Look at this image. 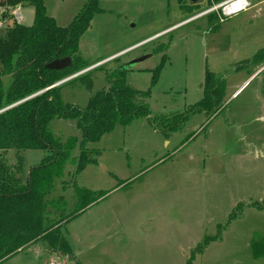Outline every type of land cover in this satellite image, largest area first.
Segmentation results:
<instances>
[{
	"label": "rangeland",
	"instance_id": "obj_1",
	"mask_svg": "<svg viewBox=\"0 0 264 264\" xmlns=\"http://www.w3.org/2000/svg\"><path fill=\"white\" fill-rule=\"evenodd\" d=\"M222 1L191 7L188 0H98L101 12L78 41L85 68L67 78L86 71L60 85L61 100L83 108L93 93L110 86L114 70L149 56L124 77L127 86L150 91L134 100L147 105L149 116L117 126L86 150L74 147V164L65 166L46 197L65 200L63 206L56 202L57 210L48 206L45 220L46 226L61 225L71 251V260L55 251L59 264H264V210H258L264 209V0H247L248 8L233 15L218 9L195 18ZM85 2L45 0L44 7L64 27ZM16 7L23 21L6 20L0 36L14 23H31L27 5L0 9L10 16ZM160 64L151 86V71ZM206 72L219 83L213 87L220 105L213 112L196 106L210 89ZM83 76L91 79L90 90L80 86ZM10 80L3 78L4 88ZM176 114H188V120L165 138L163 121ZM51 133L65 142L76 130L71 120H53ZM82 153L95 164L74 175ZM44 154L20 152L24 177ZM5 159L13 165L15 150ZM72 182L97 199V191L108 193L65 222L75 202ZM24 256L19 252L5 264H21ZM48 261L41 251L32 264Z\"/></svg>",
	"mask_w": 264,
	"mask_h": 264
},
{
	"label": "trees",
	"instance_id": "obj_2",
	"mask_svg": "<svg viewBox=\"0 0 264 264\" xmlns=\"http://www.w3.org/2000/svg\"><path fill=\"white\" fill-rule=\"evenodd\" d=\"M44 1H0L2 7L20 4L33 9L30 25L14 23L0 36V110L18 103L0 113V264L34 242H44L51 251H60L68 256L71 251L59 234L61 225L56 228L52 224L45 225L48 206L57 210L56 202L64 205L62 196L56 202L46 201L53 190L54 180L62 177L67 164H74L75 159L71 155L76 144L82 151L86 150V144L98 142L117 126H126L136 117L149 116L147 105L135 103L134 100L138 96L148 97L150 91L141 92L127 86L124 83L127 71L114 70L109 77L112 81L110 86L93 93L83 108L61 100L62 83L53 85L78 69L85 68L78 54V41L88 29L92 17L100 13L101 9L98 0H86L72 21L60 27L47 15ZM2 16L10 20V16L5 13ZM64 57L71 61L68 68L61 71L44 68L52 60ZM161 65L151 71V86L157 81ZM211 75L205 73V82L210 84V89L198 101V110L200 106L211 112L219 108V99L215 98L219 83L213 81ZM4 77L11 78L7 88L3 86ZM77 80L80 86L91 89L90 78L83 76ZM188 116L176 114L164 120L163 124L168 131L164 137L178 131ZM53 120H73L79 137L70 136L65 142H59L49 128ZM9 149L15 150L13 165H9L5 159ZM29 150H41L45 154L37 165L30 167V175L24 177L20 152ZM83 154L75 162L74 175L86 164H95L93 159ZM71 188L75 205L71 213L66 215L65 222L81 214L108 193L97 191V196H100L98 200L94 197L96 192L78 188L74 182ZM235 217L234 213L228 219L231 221ZM207 244L205 238L196 248L198 253Z\"/></svg>",
	"mask_w": 264,
	"mask_h": 264
},
{
	"label": "crops",
	"instance_id": "obj_3",
	"mask_svg": "<svg viewBox=\"0 0 264 264\" xmlns=\"http://www.w3.org/2000/svg\"><path fill=\"white\" fill-rule=\"evenodd\" d=\"M21 6H24V5H21ZM30 7V6H29ZM31 8V7H30ZM31 15H32V17H31V23H32V18H33V9L31 8ZM22 21H23V18H22ZM30 23V24H31ZM29 24V25H30ZM71 121H73V120H71ZM53 121H51L50 122V131H51V123H52ZM73 124H74V128H75V122L73 121ZM76 135H78V133L76 132ZM76 135H74V136H76ZM71 136H73V135H71ZM70 137V136H69ZM68 138V137H67ZM67 138H65V139H67ZM60 140V139H59ZM62 141V140H61ZM86 165H93V164H86ZM84 167H86V166H84ZM81 171H83V168H82V170ZM80 171V172H81ZM63 176H64V172H63V175H62V177L61 178H63ZM61 178H58V179H61ZM56 180V179H55ZM54 180V181H55ZM85 189V188H84ZM64 199V198H63ZM65 201V200H64ZM74 205H75V202L73 201V209H74ZM93 206V205H92ZM90 208V207H89ZM72 209V210H73ZM71 210V211H72ZM66 241V240H65ZM42 242H34V243H30V244H28L27 246H25V248L22 250V251H20V253L21 252H23V253H25V256L23 257V261L21 262V264H23V263H26V264H32L33 263V260H35L36 259V257H40V254H41V251L42 252H46L47 254H49V261L47 262V263H49L50 261H56L57 260V258L56 259H54V255H56L57 253L56 252H53V251H51V250H48L43 244H41ZM16 255V254H15ZM14 255V256H15ZM13 256H11V257H9L7 260H9V259H11ZM63 257L64 258H66V259H68V260H71L67 255H63ZM75 257V256H74ZM76 259V258H75ZM6 260V261H7ZM6 261H4L2 264H5V262ZM72 261H75V260H72ZM76 262V261H75ZM46 263V264H47ZM79 262L77 261L76 262V264H78ZM79 264H81V263H79Z\"/></svg>",
	"mask_w": 264,
	"mask_h": 264
},
{
	"label": "built area",
	"instance_id": "obj_4",
	"mask_svg": "<svg viewBox=\"0 0 264 264\" xmlns=\"http://www.w3.org/2000/svg\"><path fill=\"white\" fill-rule=\"evenodd\" d=\"M236 2V9L233 10V12L231 13H227V10H225V8H227L231 3H235ZM249 6V3L247 0H225V1H222L221 3L217 4V5H213L212 7V10H218V9H221L223 11L224 14L226 15H233L235 13H238L240 11H243L245 9H247ZM3 10L0 9V28L2 26H5L6 25V20H8L9 18H3L2 14H3ZM10 18L12 19H15L16 22H21L22 21V17L20 15V7H16V9L12 10L11 13H10ZM75 77V76H74ZM71 78H73V76L71 77H68L66 78L65 81L67 80H70ZM63 81V82H65ZM47 264H59L58 260L56 261H50L49 263Z\"/></svg>",
	"mask_w": 264,
	"mask_h": 264
},
{
	"label": "water",
	"instance_id": "obj_5",
	"mask_svg": "<svg viewBox=\"0 0 264 264\" xmlns=\"http://www.w3.org/2000/svg\"><path fill=\"white\" fill-rule=\"evenodd\" d=\"M198 1H199V0H190L191 3H197ZM148 57H149V56H144V57H140V58L134 59V60H132V61L126 63L125 65H123V66H121V67H118L116 70H117V71H127V70L130 69L132 66L136 65L137 63L143 61L144 59H146V58H148ZM70 64H71L70 59H69L68 57H64V58H61V59H54V60H52L51 62L47 63V64L44 66V68H45V69H48V70L61 71V70H64L65 68H68V67L70 66ZM88 69H89V68H88ZM85 71H86V69L83 70V71H81V72H79V73H77V74L84 73ZM77 74L74 75V76H77ZM74 76H73V77H74ZM69 79H70V78H69ZM65 80H66V79L61 80V81L57 82L56 84H54L53 86H57V85L63 83V81H65ZM43 91H44V90H43ZM43 91H41V92H43ZM39 93H40V92H39ZM37 94H38V93H37ZM16 104H18V103H16ZM16 104H14V105H16ZM14 105H12V106H14ZM12 106H8V107H6V108H4V109H1V110H0V113H1V112H4L5 110H7V109H9V108H11ZM27 175H28V176L30 175V170L28 171V174H27Z\"/></svg>",
	"mask_w": 264,
	"mask_h": 264
},
{
	"label": "flooded vegetation",
	"instance_id": "obj_6",
	"mask_svg": "<svg viewBox=\"0 0 264 264\" xmlns=\"http://www.w3.org/2000/svg\"><path fill=\"white\" fill-rule=\"evenodd\" d=\"M188 1H190V0H188ZM200 1H201V0H199L197 3H191V2H190V3H191V4H190L191 7L197 5ZM210 1L212 2L213 0H210ZM212 4H213V3H211V5H210L207 9H205V10H203V11H200V12H197V14H195V18L201 16L202 14L210 15V14H215V13H217L216 10H212V7H213ZM151 55H152V54H151Z\"/></svg>",
	"mask_w": 264,
	"mask_h": 264
},
{
	"label": "bare ground",
	"instance_id": "obj_7",
	"mask_svg": "<svg viewBox=\"0 0 264 264\" xmlns=\"http://www.w3.org/2000/svg\"><path fill=\"white\" fill-rule=\"evenodd\" d=\"M236 9V2L235 3H231L227 8H225V10H227V13H231L233 12V10Z\"/></svg>",
	"mask_w": 264,
	"mask_h": 264
}]
</instances>
